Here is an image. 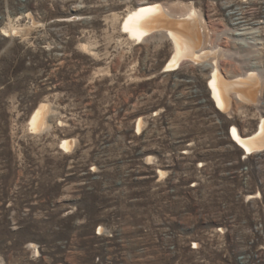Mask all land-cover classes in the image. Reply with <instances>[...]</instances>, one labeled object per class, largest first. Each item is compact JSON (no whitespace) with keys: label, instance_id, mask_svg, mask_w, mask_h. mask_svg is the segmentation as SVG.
Instances as JSON below:
<instances>
[{"label":"rangeland","instance_id":"1","mask_svg":"<svg viewBox=\"0 0 264 264\" xmlns=\"http://www.w3.org/2000/svg\"><path fill=\"white\" fill-rule=\"evenodd\" d=\"M139 2L0 0V264H264V150L229 135L257 111L226 115L208 70L164 72L167 40L122 35ZM143 2L264 26V0Z\"/></svg>","mask_w":264,"mask_h":264},{"label":"bare ground","instance_id":"2","mask_svg":"<svg viewBox=\"0 0 264 264\" xmlns=\"http://www.w3.org/2000/svg\"><path fill=\"white\" fill-rule=\"evenodd\" d=\"M242 10L237 8L230 13L234 21L230 30L227 26L214 28L204 20L206 14L191 6L180 4L179 10L173 11L160 3L142 0L126 11L118 27L135 44L150 39L167 40L171 56L163 66L164 72L175 71L180 63L208 70V95L226 115L235 109L253 107L259 116L257 130L246 135L232 125L229 135L238 148L254 154L264 150V26L247 23ZM27 18L35 24L34 18L30 15ZM2 31L3 35L15 36L21 30L12 26ZM49 113L48 106L42 104L31 113L28 130L37 132L46 128ZM142 125L143 120L137 118V130ZM60 145L69 152L73 142L60 140ZM31 248L37 254L36 246Z\"/></svg>","mask_w":264,"mask_h":264}]
</instances>
